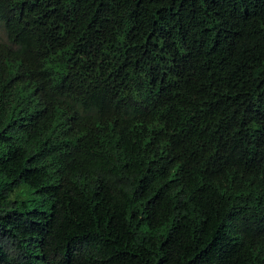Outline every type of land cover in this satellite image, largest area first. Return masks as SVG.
I'll return each instance as SVG.
<instances>
[{"label": "trees", "instance_id": "1", "mask_svg": "<svg viewBox=\"0 0 264 264\" xmlns=\"http://www.w3.org/2000/svg\"><path fill=\"white\" fill-rule=\"evenodd\" d=\"M0 24V264H264V0Z\"/></svg>", "mask_w": 264, "mask_h": 264}, {"label": "rangeland", "instance_id": "2", "mask_svg": "<svg viewBox=\"0 0 264 264\" xmlns=\"http://www.w3.org/2000/svg\"><path fill=\"white\" fill-rule=\"evenodd\" d=\"M0 39H2V40H7V38H6V34H5V31H4V29L2 28L1 24H0Z\"/></svg>", "mask_w": 264, "mask_h": 264}]
</instances>
